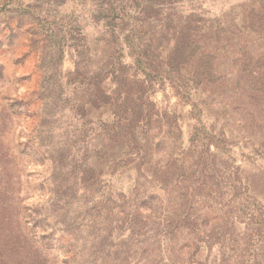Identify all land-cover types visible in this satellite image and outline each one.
<instances>
[{
    "label": "rangeland",
    "instance_id": "rangeland-1",
    "mask_svg": "<svg viewBox=\"0 0 264 264\" xmlns=\"http://www.w3.org/2000/svg\"><path fill=\"white\" fill-rule=\"evenodd\" d=\"M263 89L264 0H0V129L37 149L19 169L23 193H48L60 146L78 175L64 214L76 239L37 251V264L263 260L264 226L255 240L246 216L229 219L232 249L194 255L185 224L168 226L175 208L228 211L224 185L238 179L264 212ZM133 119L138 132L149 123L153 150L129 143ZM87 166L95 178H81ZM178 192L190 196L175 204Z\"/></svg>",
    "mask_w": 264,
    "mask_h": 264
},
{
    "label": "trees",
    "instance_id": "trees-1",
    "mask_svg": "<svg viewBox=\"0 0 264 264\" xmlns=\"http://www.w3.org/2000/svg\"><path fill=\"white\" fill-rule=\"evenodd\" d=\"M208 57V56H203ZM137 60L146 61L150 59V55L146 52L139 51L136 56ZM213 63L210 62L209 66L200 71V76H206L212 74ZM198 78V74H196ZM264 90V89H263ZM134 120V121H133ZM131 121V138L130 144H141L142 141L146 142L148 152L152 149L155 142V137L151 140L147 139L148 127L138 132L137 123L139 119H133ZM136 124V125H135ZM5 129H0V264H37L33 256L37 251H53L52 243L63 242L70 238V241L76 239V236L65 227V213L69 211L73 204L70 205L71 190L73 185L78 179V175L71 176L74 169L71 170L70 163L67 161L68 150L60 146L56 150V156L50 155L51 158V174L45 181L40 183L43 187L47 181L49 186L48 193L42 195V199L33 200L32 195L29 193H23V184L21 182L22 175L19 172L21 164H23V158L30 154V151H37L34 148L21 149L7 145ZM21 146V145H19ZM52 146V143L46 145V147ZM32 149V150H29ZM50 152V151H46ZM152 153V152H150ZM168 159V161H171ZM140 170V169H139ZM75 171V170H74ZM82 177L86 179H93L97 175V170L94 167L87 166V169L80 170ZM241 179L230 182L228 185L229 192L232 193V199L235 205L231 206L228 211L223 213L221 209L214 208L212 206L207 207L202 211L203 217L201 220L198 216H192L190 212H180L177 214V209L172 211L169 215L173 222L168 226H181L188 229V233L192 236L187 240L188 244L194 247V253L197 249L207 248L213 245V243L219 242L225 245L227 250L232 249L235 244H238V240L231 239L227 233L228 230H233V221L229 219L235 217L246 216L248 228H251L254 236L257 240L258 235L261 232V228L264 226V212L258 207L252 208L253 203L249 195L241 193ZM27 192V191H26ZM179 193V192H178ZM223 193L219 194L221 198ZM190 195H183L179 193L176 196L177 201L175 204L180 203L182 200H186ZM33 200V201H32ZM31 202L30 205H28ZM65 207L61 212L57 210V207ZM219 210V211H218ZM232 210V211H231ZM178 219V222L174 221ZM220 231H222L220 233ZM216 240V241H215ZM215 241V242H214ZM264 241V239H263ZM187 244V243H186ZM223 258V263L228 260ZM263 260L257 261V264H262ZM206 264V263H201Z\"/></svg>",
    "mask_w": 264,
    "mask_h": 264
}]
</instances>
